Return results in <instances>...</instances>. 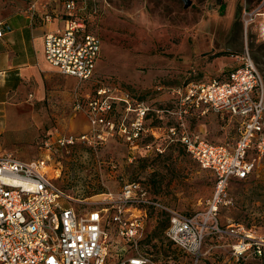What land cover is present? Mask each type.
<instances>
[{
	"label": "rangeland",
	"instance_id": "rangeland-1",
	"mask_svg": "<svg viewBox=\"0 0 264 264\" xmlns=\"http://www.w3.org/2000/svg\"><path fill=\"white\" fill-rule=\"evenodd\" d=\"M65 1L0 0V12L27 10L35 16L41 13L63 18ZM228 3V0H190L185 7L182 0H75L76 16L83 18L87 29L101 40L96 75L84 84L74 80L67 104L62 100L51 102L63 104L62 117L51 114L50 101H46L45 109L35 105L34 111L49 116L43 124L36 123L34 114L23 105L0 103V153L8 152L25 161H44L46 170L55 178L53 183L74 198L85 199L86 205L95 206L107 194H116L126 182L136 181L166 207L188 215L206 212V201L214 192L213 175L200 168L177 142L163 138L154 142L144 136L137 148H131L117 136L94 141L87 115L73 106L76 98L93 95L96 86L108 84L115 96L128 94L149 104L152 111L146 125L174 124V115L166 111L174 108L170 88L221 77L231 68L225 61L229 57L226 50L210 52L211 46L218 45L210 40L214 31L219 30L221 39L227 30L222 28L234 21L238 32L247 29L250 35V22L264 15V0H237L233 4L235 19H229L225 11ZM248 39V50L264 47L254 38ZM120 115L118 105L114 117L119 119ZM187 120L189 127L209 142L231 144L237 138V123L227 116L208 113L187 116ZM84 133L90 142L78 140L65 146L57 143L60 137H79ZM147 143L152 146L146 148ZM155 146L162 151L158 152ZM226 191L231 201L218 208L219 226L240 223L264 235V158L249 178L232 179ZM167 224L165 211L148 208L141 250L162 264H195L190 254L166 238ZM112 239L118 249L123 246L115 234ZM231 242L228 236L208 233L197 264H264V256L235 261L229 249ZM115 250L110 247V251Z\"/></svg>",
	"mask_w": 264,
	"mask_h": 264
},
{
	"label": "built area",
	"instance_id": "built-area-1",
	"mask_svg": "<svg viewBox=\"0 0 264 264\" xmlns=\"http://www.w3.org/2000/svg\"><path fill=\"white\" fill-rule=\"evenodd\" d=\"M62 19L60 30L44 35L45 60L60 74L84 84L96 75L101 40L76 16L75 0L64 2ZM3 32L0 21V37ZM237 56L239 64L222 78L170 88L174 108L166 111L174 115L175 123L164 127L146 125L152 111L147 102L128 94L115 96L108 84H99L93 95L74 100L73 109L88 117L94 141L117 136L131 148H137L144 136L154 142L160 138L177 142L200 168L213 175L214 192L206 201V212L188 215L166 207L136 181L126 182L95 206L86 205L85 199L74 198L53 183L55 178L44 161L0 153V264H162L141 250L148 208L168 214L166 238L190 254L195 264L208 233L232 239L229 249L235 261L264 256V235L240 223L222 228L216 218L219 206L231 201L226 191L230 181L249 178L264 158V75L247 47ZM118 105L121 115L116 119ZM208 113L236 121L235 142H209L189 127L187 116ZM78 140L90 142L84 133L60 137L57 143L65 146ZM154 149L162 151L159 146ZM112 234L123 241L121 248ZM111 246L116 250L110 251Z\"/></svg>",
	"mask_w": 264,
	"mask_h": 264
},
{
	"label": "crops",
	"instance_id": "crops-1",
	"mask_svg": "<svg viewBox=\"0 0 264 264\" xmlns=\"http://www.w3.org/2000/svg\"><path fill=\"white\" fill-rule=\"evenodd\" d=\"M228 2L226 16L229 19H235L236 9L233 4H236L237 0H228ZM0 21L4 28L3 35L0 37V103L23 105L25 110L34 114L36 123L43 124L49 116L43 112L39 114L34 111L35 105L43 106L45 109L46 101L53 103L62 100L67 104L70 100V89L76 80L72 76L60 74L46 62L44 57V35L60 30L64 25L63 19L60 16L46 17L41 13L35 16L27 10H22L0 12ZM249 25L251 26L250 35L247 29L245 32H238L233 21L231 26L226 25L222 28L227 30L222 33L221 39H218L220 36L217 29L210 38L212 43L213 41L218 43L216 47H210L211 53L226 50L229 54L225 61L231 68L222 73L221 77L239 64L237 54L249 44V37L254 38L256 43L264 45V15L254 18ZM220 60L223 62L222 58ZM60 82L67 84L68 87L61 85ZM52 103L50 104L51 114L58 118L62 117L65 110L63 104L60 106L52 105Z\"/></svg>",
	"mask_w": 264,
	"mask_h": 264
},
{
	"label": "flooded vegetation",
	"instance_id": "flooded-vegetation-1",
	"mask_svg": "<svg viewBox=\"0 0 264 264\" xmlns=\"http://www.w3.org/2000/svg\"><path fill=\"white\" fill-rule=\"evenodd\" d=\"M250 50L252 52V54L251 53L250 54L254 59L257 67L261 71L262 75H264V47L258 46V47L250 48Z\"/></svg>",
	"mask_w": 264,
	"mask_h": 264
},
{
	"label": "water",
	"instance_id": "water-1",
	"mask_svg": "<svg viewBox=\"0 0 264 264\" xmlns=\"http://www.w3.org/2000/svg\"><path fill=\"white\" fill-rule=\"evenodd\" d=\"M182 1L184 2V6H185V7H187V6L190 4V0H182ZM246 47H247V46H244V47L242 48V51L245 50ZM249 52H250V50H249Z\"/></svg>",
	"mask_w": 264,
	"mask_h": 264
}]
</instances>
